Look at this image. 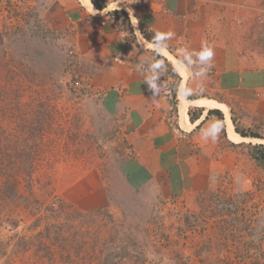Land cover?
Segmentation results:
<instances>
[{
  "label": "rangeland",
  "instance_id": "obj_1",
  "mask_svg": "<svg viewBox=\"0 0 264 264\" xmlns=\"http://www.w3.org/2000/svg\"><path fill=\"white\" fill-rule=\"evenodd\" d=\"M226 2L239 59L264 68V0ZM23 12L0 2V264H264V167L249 150L264 139L233 141L240 163L206 189L169 192L135 160L62 35ZM229 108L264 136V120ZM80 189L102 190L103 205L76 203L95 198Z\"/></svg>",
  "mask_w": 264,
  "mask_h": 264
},
{
  "label": "crops",
  "instance_id": "obj_2",
  "mask_svg": "<svg viewBox=\"0 0 264 264\" xmlns=\"http://www.w3.org/2000/svg\"><path fill=\"white\" fill-rule=\"evenodd\" d=\"M1 1L4 6L8 0ZM15 1L24 12L31 7L48 29L62 35L75 52L91 91L100 95L103 111L124 124L135 160L148 175L163 177L169 192L206 189L219 172L234 171L240 163L242 142L228 138L223 111L195 102L215 100L228 111L230 102L236 101L245 115L254 121L264 120V68H246L239 59L229 29L232 22L227 21L223 10L226 0H97L104 3L103 9H97L91 0ZM152 30L174 33L165 51L177 61L181 47L198 50L203 41L209 43L214 57L207 75L195 79L186 70L182 75L164 54L172 70L167 67L160 80L169 89L153 97L137 70V61L151 55L150 41L143 32L152 38ZM173 83L176 88L187 85L195 94L186 97L176 89L173 98ZM183 101H187L188 129L180 125ZM189 110H200V117L191 121ZM214 110L223 114L224 132L221 129L215 142L205 141L200 130L212 120L219 121ZM228 114L234 127L231 111ZM250 123V118H244L241 128H248ZM96 173L91 171L86 179L97 180ZM93 194L94 200L76 203L85 208L102 206V190L96 196L80 189V195Z\"/></svg>",
  "mask_w": 264,
  "mask_h": 264
},
{
  "label": "clouds",
  "instance_id": "obj_3",
  "mask_svg": "<svg viewBox=\"0 0 264 264\" xmlns=\"http://www.w3.org/2000/svg\"><path fill=\"white\" fill-rule=\"evenodd\" d=\"M174 33L171 31L152 30V38L150 40L151 55L137 61V70L143 76V83L152 92L153 97H159L165 89H169V85L160 78L167 70L166 58L164 50L169 47V41L173 38ZM143 47L142 41H137ZM178 63L190 72L191 77L202 79L207 75L208 69L212 67L214 57L213 47L203 41L198 50L181 47ZM178 92L186 97L195 93L191 88L185 85L183 88L177 86ZM222 124L217 120L210 121L206 127L201 128L200 134L203 140H211L215 142Z\"/></svg>",
  "mask_w": 264,
  "mask_h": 264
},
{
  "label": "trees",
  "instance_id": "obj_4",
  "mask_svg": "<svg viewBox=\"0 0 264 264\" xmlns=\"http://www.w3.org/2000/svg\"><path fill=\"white\" fill-rule=\"evenodd\" d=\"M91 1L97 9H103V7H105L104 3H102V2H98L97 0H91ZM143 36L147 40H149V41L151 40V37L149 36V34H147V32H143ZM166 63H167V66L170 68L169 70H172L171 64L169 63V61L167 59H166ZM172 74H173V76L176 77L175 72H172ZM176 89H177L176 84L173 83V87H171L173 98L175 97ZM214 112L217 114L219 122L222 124V131L224 132L223 114L221 113L220 110H214ZM200 113H201L200 110H197V112H192V110H189L188 115H189L190 120L194 121V120L198 119L200 117ZM209 113H210V111L208 112V114ZM233 122H234V120H233ZM234 130L236 133H238L243 138L253 137V138L264 139V136H261L257 132H252L248 129H243V128L237 126L235 123H234ZM249 148H250L249 150H250L251 157L254 159V161L259 166L264 167V144L263 143L249 144Z\"/></svg>",
  "mask_w": 264,
  "mask_h": 264
},
{
  "label": "bare ground",
  "instance_id": "obj_5",
  "mask_svg": "<svg viewBox=\"0 0 264 264\" xmlns=\"http://www.w3.org/2000/svg\"><path fill=\"white\" fill-rule=\"evenodd\" d=\"M164 54L165 56H167L172 62H173V65L175 66V68L182 74V75H185L186 71L184 69V67H182L177 60H175L173 57H171V55L168 54L167 51L164 50ZM195 102H199V103H203V100L202 99H199ZM186 104H187V101H183L182 102V105L180 106V125L183 127V128H190L191 125L189 124L188 122V119H187V116H186ZM217 106V105H216ZM218 107V106H217ZM223 108V111L225 113H227V110L226 108L222 107ZM225 123H226V133H227V136L228 138H230L232 141H238L240 138H242L239 134H237L234 129H233V125L231 124V121L226 118L225 119Z\"/></svg>",
  "mask_w": 264,
  "mask_h": 264
}]
</instances>
